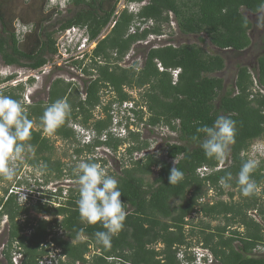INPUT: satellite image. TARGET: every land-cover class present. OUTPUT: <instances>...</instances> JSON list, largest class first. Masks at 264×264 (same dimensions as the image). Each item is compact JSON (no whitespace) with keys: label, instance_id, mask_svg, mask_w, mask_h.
<instances>
[{"label":"trees","instance_id":"16d2710c","mask_svg":"<svg viewBox=\"0 0 264 264\" xmlns=\"http://www.w3.org/2000/svg\"><path fill=\"white\" fill-rule=\"evenodd\" d=\"M125 1L140 3L143 0ZM119 2L68 0L67 3L77 9L75 15L60 23L57 30L46 31L44 24L49 23L55 14H60L58 7L48 6L47 0H0V59L6 66L16 65L31 70L43 68L56 54L54 37L57 32L72 25L85 26L90 38H96L112 18ZM262 5L264 0H148L136 16L128 13L127 9L122 10L116 17L115 26L95 47L93 58L102 59V64L88 66L84 70L86 75L97 74L93 80L84 82L85 100L78 99L76 89L68 94L72 83L61 79L50 84L46 102L39 101L30 106L20 102L21 86L2 90V95L19 101L26 108L28 118L33 122L31 140L26 143L35 147V155L40 156L47 166L45 169L54 172L56 178L62 176V168L59 161H51L53 145L49 138L41 135L44 128L41 117L44 110L57 100L66 99L71 106L65 123L53 132L64 142L73 140L67 120L75 117L76 108L81 111L83 123L87 125L90 109L100 103L104 88L115 93L119 101L131 100L123 93L125 86L142 90L141 102L144 105L132 111L139 123L149 129L166 128L177 136L176 142L168 144L165 150L167 160H176L172 165L152 154L134 161L131 156L147 150L149 143L141 138L140 131L129 133V162L119 174L110 175L118 180L122 192L120 199L126 203L124 227L112 238L111 248H104L96 242L94 233L106 231L101 222L91 225L81 221L77 207L79 188L70 192L62 207L53 209L38 203L32 208L37 214L61 216L60 221L35 220L29 216V209L17 204L14 196L4 203L0 199L2 214L9 217L8 241L0 264H12L14 243L20 248L17 251L21 255L19 264H37V259L44 254L40 246L52 229L64 233V237L53 241L66 256L67 264L86 263L84 257L92 244L99 250L92 264H179L177 249L190 247L192 241L189 238L194 239L195 246L208 249L217 264H264V256L253 254L257 246L264 244L263 163L260 161L250 174L256 183L252 195L244 196L237 182L253 142L264 141V20L263 46L256 59L254 75L247 66H238L233 85L224 93L223 80L211 75L224 69L225 59L219 54L209 55L195 44L150 46L143 51L144 62L140 67L135 63L129 67L120 65L133 45L142 43L151 35L162 34V25L168 22V12L176 18L181 34L203 33L217 50L238 56L251 43L249 32L253 25L249 17L257 14ZM15 20L33 26L20 40L13 28ZM135 21L141 24L151 21L152 24L142 31L136 28L137 31L130 34L129 29ZM157 64L161 65L162 71L158 70ZM173 70H179L175 82L171 76ZM14 77L12 75L6 80ZM33 81L31 79L29 83ZM133 102L138 107V100ZM220 115L236 122L235 142L228 146L224 159L209 158L201 148L205 134L197 132V128L212 126ZM108 124V119L95 122L92 130L101 134ZM122 143L111 138L103 146L115 152ZM100 145L96 142L92 146L75 148L74 154L81 155L86 151L91 155L93 147ZM83 161L98 163L95 156H86ZM101 162L105 164V160ZM28 163L37 164L36 161ZM154 167L158 168L157 174L148 183L145 179L152 174ZM172 167L184 173L183 180L175 185L168 181ZM203 167L208 172L201 178L197 170ZM228 173L232 178L227 188L237 189L236 193L225 192L227 188L219 183ZM71 175L78 179L79 173ZM208 190L214 191L215 200L201 203ZM225 195L228 200H221ZM236 195L238 199L235 200ZM252 211L256 212L259 222L249 216ZM193 213H200L203 219L208 220L207 224L200 221L194 225L187 221L186 218ZM22 215L26 220L19 223L16 219ZM220 220L224 222L222 225L209 226V222ZM28 230L29 234L25 235ZM157 245L161 248L156 249ZM109 258L111 262L107 260Z\"/></svg>","mask_w":264,"mask_h":264},{"label":"rangeland","instance_id":"374dc122","mask_svg":"<svg viewBox=\"0 0 264 264\" xmlns=\"http://www.w3.org/2000/svg\"><path fill=\"white\" fill-rule=\"evenodd\" d=\"M51 1L52 0H47L48 6L55 4L52 3ZM147 1L148 0H143L140 3H127L125 0H120V4L124 3V5H126L125 9H127L128 13H132L134 16H136L140 12L142 6H144L147 3ZM58 4L60 5L59 7L60 14H55L49 23L44 24V28L46 31L57 30L58 25L60 23L65 22L66 20L72 18L75 15V11L77 9L73 5L71 4L67 5L65 3V0H58ZM129 6H131V10H137V11L129 10L128 9ZM134 6L137 8H132ZM118 7L119 4L116 6V8ZM242 12L245 11L242 9ZM249 20L253 25L252 30L249 32V38H251L250 46L240 55L234 56L233 54H231V52L224 53L217 50L215 47H213L210 44L205 34L203 33L199 35L181 34L177 26L176 18L174 17L172 12H168V22L162 25V34L158 36L151 35L147 38V40L143 41L142 43L139 42L133 45L129 53L126 54V56L122 59L121 64H123V66L125 67H129L135 63L138 65L137 67H140L144 62L143 51L150 46L152 48H155V47H161L166 44H171L173 46L195 44L200 46L207 54L209 55L219 54L223 56V58L225 59L224 69L220 72H216L211 75L213 77H217L223 80L222 93H224L233 85L238 66H247L250 69L252 75H254L256 59L260 55L263 46L262 21L264 20V7L257 14L250 15ZM14 22L15 24L21 23L19 22V20L17 21L15 20ZM108 23L105 27L101 29L97 37L93 39L90 38L87 27L85 26L81 27L78 25H72L69 28L57 32L54 38L56 40L59 39L60 41L64 42L65 40L63 39V36L71 37L74 46L82 43V40L84 38H87V40L89 41L87 46L95 44L96 47L98 43L102 41L108 35L110 30L115 26L114 24V26L110 30H108L107 28ZM148 23L143 25L147 26ZM30 25L31 24L27 26V30L32 29L33 26ZM72 28L76 29V31L70 30L69 33H65L67 29H72ZM56 40H55L56 54L51 57V61L49 63H47L43 68H40L38 70H31L29 68H20L16 65L6 66L3 64V62L0 59V88H4L6 85L10 86V88H16L18 86H21L23 88V91L22 94H20L21 97L20 102L22 101L24 102L25 105L30 106L32 104H36L39 101L46 102L48 98V90L50 84L56 79H61L65 83H72V86L68 91V94L70 93L71 95L73 90L76 89V92L78 93V97L82 100H85L86 94L84 90L85 88L84 82L93 80L97 74L90 73L92 75H86L84 74V70L87 68V66L91 67V66H95L96 64L101 65L102 59H99L100 61H96L91 57V55H88L87 53H86V56L88 57L87 59H81L80 61L77 62L73 60H69L70 59L69 56L61 57L58 48L59 42H57ZM12 75L16 77L10 82H6L5 79ZM30 78L33 79L34 81L31 83L29 82L26 83V81H28ZM13 81H17L18 84L16 86L10 85V83ZM125 88H127V86H125ZM103 90L105 93H102V95L105 98L107 97L109 98L111 95H114L112 92L109 91V88H104ZM132 93L134 94H131L130 96H133L136 100H138L139 107L143 106L144 105L143 102L141 105L142 90L133 89ZM0 95H2V93H0ZM74 115L75 117L69 118L67 120V127L71 129V131L73 132L72 142L61 141L60 138L56 137L53 133L46 132L44 128L41 129L42 130L41 135L49 138L53 145L51 161L60 162L61 164L60 166L62 168V176L60 178H56V174L54 172H51L50 170H46L45 168L42 170L41 166L45 165V163L42 161V159H40V156H36L35 152L34 154L31 152H26L23 159L19 161L11 162V166L16 168V175L13 180H6L3 177H0V199H3V197L7 194V191H9V188L11 186L21 187L27 190H32L33 187H36L39 190L42 189L46 190L44 194L45 197L47 196L46 197L47 199H51L49 198L51 195V190H56V189L59 190V193L57 194L58 196L61 195L62 190L63 192H65V194L67 193L68 190V196H69L72 190L79 188L77 182L78 179L72 178L71 174L79 173L77 166L81 161L85 160L86 156L89 157L95 155L97 157L101 156L102 158H104L105 168H103V165L102 168L105 170V172L108 175L119 174L121 172L120 169H122L129 162V154L127 153V149L129 148L128 143L131 141H127V137L119 138V140L123 143L118 146L115 152L109 150L110 153H107L106 146H103L105 145L104 144L105 142H101L99 140V138L103 135L104 132L109 131V129H111V127L114 126L113 117L111 116V107L109 106L102 107L101 105L97 107V105H95L93 109H90V118L87 121V125L83 123L84 117L82 116V113L81 111H79L78 108L74 110ZM119 117L123 123L128 121L125 118V113L123 115L119 114ZM107 119L109 120V124L107 128L102 131L101 134H97L91 131V129H94L93 126L95 122L104 121ZM130 128L133 129L132 125H130ZM139 128H140L139 130L140 136L143 140L149 143V148L142 152H135L131 156L133 160L134 161L138 160L146 154H152L160 160L169 161L166 158L165 150L168 144H173L176 142L177 134L168 132L166 128L158 127V128L149 129L144 125L140 126ZM34 130H38L37 127H34ZM84 135H88L89 138L93 136L91 144L83 143L82 136ZM111 138L115 139V137L108 136L106 140L109 141L111 140ZM96 142H100L101 145L98 146L97 148H95L96 146H94L92 150L93 153L91 155L87 154L86 151H84V153H82L81 155L74 154L75 148H81V147L84 148L87 146H92ZM248 160H255L258 162V165L261 161V164L263 163L264 166V141L253 142L248 152ZM30 161H36L37 164L32 165L28 163ZM169 162L172 165H174L176 163V160H170ZM157 170L158 168L154 167L152 174L149 177H147L145 181L151 183L155 179ZM225 192L236 193L237 189L227 188ZM214 195H215L214 191L208 190L206 196H204V199L201 200L202 201L201 203L215 200ZM67 199L64 203L67 202ZM234 199L235 200L238 199L237 195L234 197ZM221 200L227 201L228 196L227 195L223 196ZM4 202L5 201H3V203ZM34 206L30 205V206H21V207L29 209L28 211L29 216L35 218V220L51 222L53 219H56L57 221H60L62 219L61 216L54 217L52 215L37 214L33 212L32 208ZM52 208L55 209L54 207ZM4 216L7 217V222L0 226V258L1 256L4 255V252L6 250L5 245L7 244L8 241V230H9L8 228L9 217L6 214H2V209L0 206V219H3ZM22 216L18 217L16 221L19 222V219ZM186 220L192 222L194 225L198 224L200 221H202L203 224H207L208 222V220L203 219L200 213H193L192 215L188 216ZM223 223L224 222L222 220L217 222H209V226L211 228H214L218 225H222ZM24 234L26 235V232ZM63 237H64V233H63ZM80 240H82V238ZM189 240L192 241V245L190 247L181 246L177 249L178 252L180 248H184L182 249V251L184 253V257L186 261L191 259L188 249L195 247L194 239L189 238ZM14 245L15 244H13V246ZM160 248L161 245L156 246V249H160ZM13 252H15L14 249ZM176 259L180 264L177 255H176Z\"/></svg>","mask_w":264,"mask_h":264},{"label":"clouds","instance_id":"9594fccd","mask_svg":"<svg viewBox=\"0 0 264 264\" xmlns=\"http://www.w3.org/2000/svg\"><path fill=\"white\" fill-rule=\"evenodd\" d=\"M67 1L65 0L66 4H68ZM51 2L55 4L49 6L60 7L58 0H52ZM27 26L29 25L13 23L18 40L30 32V30H27ZM14 78L6 80L8 79L7 77L5 81L10 82ZM7 88L9 89L10 86L6 85L4 88H0V93ZM126 89L129 91L133 90L130 88ZM123 93L128 96L131 95L126 92ZM130 97L131 100L128 99L129 101L135 99L133 96ZM70 112L71 106L66 99H60L50 104L44 110L41 117L45 131L53 133L65 123ZM32 128L33 122L28 118L26 108L19 101L9 96L0 95V177L6 180H13L16 175V168L11 166V162L23 159L26 152L34 154L35 147L30 143H26L31 140L30 130ZM197 132L205 134L206 138L201 144L205 156L224 159L228 146L235 142L236 122L229 117L220 115L216 118L212 126L205 125L199 127L197 128ZM257 166L258 162L255 160H248L241 166L237 182L241 186V192L244 196L252 195L256 188V183L251 179L250 174ZM46 167V165H42L41 169L43 170ZM77 167L79 170L77 181L79 185V199L77 200V207L81 221L91 225L101 222L106 231H97L94 233L96 242L104 248H111L112 238L118 235L123 229L126 219V203H122L120 199L122 192L118 187V180L108 175L98 163L81 161ZM183 178L184 173L177 167L170 169L168 176L170 185L179 183ZM231 178V173H228L226 177L220 179L219 183L225 188L230 187L228 181ZM14 244L16 245V243ZM15 245L12 247L17 252L20 248ZM92 245H90L89 252L86 255L88 259H86V256L84 257L86 260L84 264H92L93 257L99 254V250L94 249ZM56 247L59 248L58 246ZM0 259H2V256Z\"/></svg>","mask_w":264,"mask_h":264},{"label":"built area","instance_id":"2783aa9c","mask_svg":"<svg viewBox=\"0 0 264 264\" xmlns=\"http://www.w3.org/2000/svg\"><path fill=\"white\" fill-rule=\"evenodd\" d=\"M118 4H119V7L116 8V11L114 12L112 18L110 19L108 23V26H107L108 30H110L114 26V24L116 23V17L120 14L122 10L126 8V5H124V3L120 4L119 2ZM132 8H137V7L134 6ZM128 9L131 10V6H129ZM131 11H137V10H131ZM151 24L152 22L150 21L147 26H150ZM147 26H144L139 21L138 22L136 21L131 26L128 33L134 34L137 31L136 28L139 31H142ZM70 30L76 31V29L72 28V29H67L65 33H69ZM63 39L65 40L64 42L60 41L59 39L56 40L57 42H59L58 48H59V54L61 57L69 56L70 58L69 60H73L75 62L80 61L81 59H87L88 57L86 56V53L88 55H91L92 57V52L95 49V44L87 46L89 42L87 38H84L82 40V43L76 46H74L71 37L63 36ZM113 56H115V54ZM97 61H100V60L97 59ZM120 65L123 66V64H120ZM157 68L159 71L163 70L160 64H157ZM178 73H179V70L171 71L173 82L176 81ZM17 84H18L17 81H13L10 83V85L12 86H16ZM123 92H126L128 94H134L132 93V91H129L126 88L123 89ZM140 107L134 106L133 102H122L121 104H119L118 102H114L111 105V116L113 117L114 126L111 127L109 131L104 132L103 135L99 138V140L101 142H106L107 141L106 139L108 136L125 138L128 136L130 132H138L140 130L139 127L142 126L143 124L137 121L132 111L139 109ZM124 113H125V118L128 120L125 123H123L119 117V114L123 115ZM130 125H132L133 129L130 128ZM82 138H83V143L85 144L92 143L93 136L89 138L88 135H84L82 136ZM106 152L109 153L108 150H106ZM96 159L100 161L98 162V164H100L101 167L103 165V168H105V164H102L101 162V160H104V158H102L101 156H98L96 157ZM207 172L208 170L204 167L197 170V174L201 178L205 177ZM45 191L46 190H43V189L39 190L36 187H33L32 190H27L21 187L11 186L9 188V191H7V194L3 197V201H6L10 196H15L17 204L19 206H30V205L34 206L38 202H40L42 205H47L49 207H54L56 209V208L62 207L65 204L64 202L66 201L68 197V190L66 194L62 190L61 195L59 196L57 195L59 193V190L57 189L51 190V195L49 197L51 199H47L46 198L47 196L45 197V194H44ZM249 216L253 218L255 221L259 222V218L255 211L249 212ZM25 219H26V216H22L19 219V223H24ZM6 222H7V217L4 216L3 219H0V226ZM28 234H29V230L26 231V235ZM58 237H63L62 231L59 229H52L46 241L40 246L41 250H43L45 254L37 260V264H66L67 262L66 256L63 254L61 249L56 247L53 241L55 238H58ZM197 246L194 247L196 249L194 248L188 249L190 253V257H191V259L188 261L185 260L184 253L182 251V249L184 248L179 249L176 255H177L178 260L180 261V264H217V261L213 258V256L211 255L208 249L203 248L201 245H197ZM253 254L257 255L258 257L264 256V244L257 246L256 249L253 250ZM11 255H12V258H11L12 264H19L21 260V255L19 254V252H13ZM86 259H88V256H86ZM107 260L111 261L112 259L109 258ZM76 264H79V263H76Z\"/></svg>","mask_w":264,"mask_h":264},{"label":"bare ground","instance_id":"6f19581e","mask_svg":"<svg viewBox=\"0 0 264 264\" xmlns=\"http://www.w3.org/2000/svg\"><path fill=\"white\" fill-rule=\"evenodd\" d=\"M92 57H93V55H92ZM93 59H95L96 61H97V59L98 58H93ZM97 65V64H96ZM88 67V66H87ZM29 80H31V78L29 79ZM29 80L28 81H26V83H28L29 82ZM125 87H123V89H124ZM128 88V87H127ZM109 91H110V89H109ZM105 93V92H104ZM113 93V92H112ZM114 95H111L109 98L107 97V98H105V97H103V95L101 96V99H100V103L97 105V107H99L100 105L102 106V107H105V106H109V107H111V105L114 103V102H118L119 104H121L122 102H133V101H129V100H126V101H119L117 98H116V96H115V93H113ZM134 103V102H133ZM142 105V104H141ZM134 106H135V103H134ZM139 106V105H138ZM91 131L92 132H94V130H92L91 129ZM95 133V132H94ZM115 139H119L118 137H115ZM127 139H129V134H128V136H127ZM111 150V149H110ZM93 156H95V155H93ZM95 157H97V156H95ZM17 245V244H16ZM18 247V246H17Z\"/></svg>","mask_w":264,"mask_h":264},{"label":"crops","instance_id":"0c3cea01","mask_svg":"<svg viewBox=\"0 0 264 264\" xmlns=\"http://www.w3.org/2000/svg\"><path fill=\"white\" fill-rule=\"evenodd\" d=\"M250 42H251V38H250ZM78 99H79V97H78Z\"/></svg>","mask_w":264,"mask_h":264},{"label":"flooded vegetation","instance_id":"af4514ba","mask_svg":"<svg viewBox=\"0 0 264 264\" xmlns=\"http://www.w3.org/2000/svg\"><path fill=\"white\" fill-rule=\"evenodd\" d=\"M38 103V102H37Z\"/></svg>","mask_w":264,"mask_h":264}]
</instances>
